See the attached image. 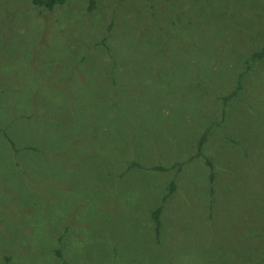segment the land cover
Here are the masks:
<instances>
[{
  "label": "rangeland",
  "instance_id": "374dc122",
  "mask_svg": "<svg viewBox=\"0 0 264 264\" xmlns=\"http://www.w3.org/2000/svg\"><path fill=\"white\" fill-rule=\"evenodd\" d=\"M93 1L0 0V264H264V0Z\"/></svg>",
  "mask_w": 264,
  "mask_h": 264
},
{
  "label": "trees",
  "instance_id": "16d2710c",
  "mask_svg": "<svg viewBox=\"0 0 264 264\" xmlns=\"http://www.w3.org/2000/svg\"><path fill=\"white\" fill-rule=\"evenodd\" d=\"M65 0H32L33 4H35L36 6H40L42 9L44 10H53L58 4H62ZM94 3V1L92 0V4ZM93 6V5H91ZM92 8V7H91ZM260 60H264V44L263 46L259 49L254 51L250 56L243 58V63L245 64L244 69L240 71L239 73V77H238V83L237 85L234 87V89L229 92L228 94H226L225 96L221 97L222 101H223V108L221 111V114L219 115V118H215L213 119L210 124L205 128V130L203 131L202 135L200 136L199 140H198V144H197V150L196 152L191 155V159L192 158H198V157H203L206 160L207 165L210 168V173H209V184H210V191L208 192V201H209V205H210V213L212 214L211 211L213 210V204L215 202V197L214 195L216 194V191L214 189V181L216 179V172L214 169V162L213 159L210 157V154L207 155L205 153V145L206 143H208L211 134L213 132V129L216 128V126H219V128H222V132L225 131L224 127V123L226 122H230V109H231V105L232 103H234L235 100L238 99L239 96H241L240 94H245V91L247 90L245 87V80H247L248 75L253 71V67L255 65L256 62L260 61ZM244 80V81H243ZM243 101V99H242ZM241 101V102H242ZM243 106H245L244 104H242ZM246 107V106H245ZM223 126V127H222ZM3 132L7 138L9 139V141L14 145L13 140L8 136L6 131H3V129L0 128V133ZM229 137V136H227ZM229 140L232 139L233 142H238V140L233 139V136L228 138ZM33 147H25V149H32ZM184 162H179V163H174L172 164L170 167L167 166H162V165H156L153 169L155 170H162V171H168L171 170L173 168H175L176 166H179V170L178 172L181 171V166L183 165ZM134 166H139V164L135 163L133 164ZM177 181L176 179H172L169 183V190L168 192L163 196L162 198V203L160 205H158L152 212H151V217L152 220L155 223V236L156 239H158L160 241L161 236H162V225H163V219H162V214H163V210L165 208L164 203L166 201H168L169 199L173 198L175 193L177 192ZM210 214V216H212ZM64 234L61 235V237L59 238L60 242L63 240L64 238ZM57 253L59 254V256H64L63 252L61 249H57ZM66 260V259H65Z\"/></svg>",
  "mask_w": 264,
  "mask_h": 264
}]
</instances>
